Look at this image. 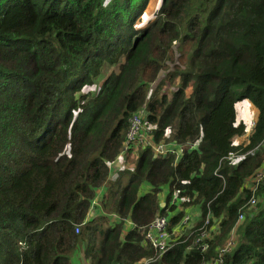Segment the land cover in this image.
Listing matches in <instances>:
<instances>
[{
  "label": "trees",
  "instance_id": "obj_1",
  "mask_svg": "<svg viewBox=\"0 0 264 264\" xmlns=\"http://www.w3.org/2000/svg\"><path fill=\"white\" fill-rule=\"evenodd\" d=\"M148 2L0 0V264H264V178L246 206L264 165V0H162L136 28ZM243 100L257 115L235 145ZM140 111L154 142L192 147L177 163L139 148L111 172ZM181 207L199 218L177 237Z\"/></svg>",
  "mask_w": 264,
  "mask_h": 264
},
{
  "label": "built area",
  "instance_id": "obj_2",
  "mask_svg": "<svg viewBox=\"0 0 264 264\" xmlns=\"http://www.w3.org/2000/svg\"><path fill=\"white\" fill-rule=\"evenodd\" d=\"M144 114L143 112H138L132 115V117L129 120V127L126 133V138L124 141V147H123V152L122 155L129 154V156L132 159L137 158V153L139 148H144V149H150L151 152L155 156H165V155H173L175 157L174 163H177L178 159L182 155V153L186 150V148H191L192 146H183V145H176L175 143H167V142H160L156 143L154 142L152 136H151V127L148 126L144 122ZM254 126V123L251 124V129ZM258 148L248 151L246 153H241L237 152L233 155H231L228 159H237V158H243L245 156H252L255 151ZM264 178V165L263 167L258 170L253 179L252 183H249V189L251 191V196L249 201L247 202L246 206L252 207L256 203V198H255V192L261 183V181ZM179 191H175L173 195V201L178 199ZM96 207H100V199L98 196L94 199L92 202L90 211L94 210ZM92 213V212H91ZM112 218H115L112 216ZM243 215L240 214L238 217V222L242 221ZM189 216H184L183 219L180 222V225L178 226H185L189 222ZM207 224V222H206ZM167 225H168V220L166 217L163 216H157L153 222L146 228V233H145V239L146 241L151 245V247L155 250L157 257H161L167 250L170 245V240L172 237V233L170 234L167 231ZM132 227V226H131ZM177 229V228H175ZM79 232V227L75 229V233ZM175 233V231H173ZM208 235V231L204 230L202 231V234H200V237L197 239V242L199 243L202 239H206ZM235 241L231 237L224 245V247L220 250V255L219 258H221L224 254L229 253L231 249L235 246ZM206 247L202 248V251H204ZM152 261L150 260H145L142 264H147L148 262ZM220 263V260L218 261ZM212 264H216V261Z\"/></svg>",
  "mask_w": 264,
  "mask_h": 264
},
{
  "label": "rangeland",
  "instance_id": "obj_3",
  "mask_svg": "<svg viewBox=\"0 0 264 264\" xmlns=\"http://www.w3.org/2000/svg\"><path fill=\"white\" fill-rule=\"evenodd\" d=\"M161 1L162 0H149V2H148V5H147V7H146V9H145V13L143 14V16L140 18V20L136 23V28H143L145 25H146V23L149 21V20H151V18L153 17V15L156 13V9L158 8V6H159V4L161 3ZM165 65H167V63H165ZM167 70V69H166ZM166 70H163L162 72H160L159 73V79L158 80H160L161 78H162V76L163 75H165V73H167L166 72ZM107 71H108V68L107 67H104V69H103V71H102V77L107 73ZM158 80H156V81H154L153 83H152V85L150 86V88L151 89H153V88H155L156 86H157V84L159 83V81ZM98 82L96 83V84H94V86H93V88H92V90L94 89H97V87L99 86V84H100V81H101V79H99V80H97ZM176 87V84L175 83H173V84H171L169 87H167V91H169V89H173V88H175ZM93 90V91H94ZM240 103H245L252 111H253V109H255L254 108V106L248 101V100H243V101H241V102H239L238 104H237V106H236V110H237V117L239 118V111H238V106H239V104ZM256 110V109H255ZM253 118L255 119V117H254V111H253ZM243 122H244V120H243ZM245 123V122H244ZM246 127H247V125H245ZM249 128V127H248ZM247 128V129H248ZM250 134H249V132L246 134H244V135H242V136H236V137H234L233 139H232V143L233 144H237L238 143V141H240L241 140V143H245V140L246 139H248L247 137L249 136ZM167 136H168V139H171V131H168L167 132ZM166 142H168V143H174V142H172L171 140H169V141H166ZM240 145V144H239ZM232 160H234L235 161V159H232ZM238 160H236V162H237ZM135 163V159H133V164ZM129 165L130 166H133L132 165V162H129ZM122 166H118V165H115V166H113V171H116L118 168H121ZM160 200H163V199H160ZM162 204H164V203H162ZM164 206H165V204H164ZM248 210H251V209H248ZM101 209H100V207H96L94 210H92L91 212H89V217H94V216H96L98 213H101ZM179 211H182L183 212V214H184V216H189V222H188V224L187 225H185L184 227H182V229H180V228H178L177 230H176V232H175V234L177 235V237L178 236H180V234H188L189 233V231L196 225V223H197V221H198V218H199V212H198V210H197V208L196 207H189V208H186V207H181L180 209H179ZM168 212H169V210H168ZM111 219L113 220L114 218H112L111 217ZM129 227V226H128ZM176 235H174V236H176ZM231 236H233L232 238L234 239V241L236 242V237H237V235H235V233L233 234L232 233V235H230V237Z\"/></svg>",
  "mask_w": 264,
  "mask_h": 264
},
{
  "label": "crops",
  "instance_id": "obj_4",
  "mask_svg": "<svg viewBox=\"0 0 264 264\" xmlns=\"http://www.w3.org/2000/svg\"><path fill=\"white\" fill-rule=\"evenodd\" d=\"M238 111H239V113H238L239 114L238 122H241V123L245 122L244 124L247 125L246 134L248 132L250 133L251 132V124L254 123V121L256 119L257 111L255 109H253L255 119L253 118V111L245 103H240L239 104ZM243 120H244V122H243ZM245 142H247V139L245 140ZM239 144H242L241 140L238 141V143L235 144V145H239ZM129 162H132V165H133V159L130 156H128L126 154L125 155H120L118 157V159L116 160V162L111 164L110 170H111V172H114L113 171V166H115V165L126 167V168H132V166L129 165ZM101 193H102L101 190H99L98 191V195H97L99 199H100ZM126 225H127V227L128 226L129 227L132 226L130 222H127ZM176 230L177 229H174V231H176Z\"/></svg>",
  "mask_w": 264,
  "mask_h": 264
},
{
  "label": "water",
  "instance_id": "obj_5",
  "mask_svg": "<svg viewBox=\"0 0 264 264\" xmlns=\"http://www.w3.org/2000/svg\"><path fill=\"white\" fill-rule=\"evenodd\" d=\"M164 206V204H161V207H163Z\"/></svg>",
  "mask_w": 264,
  "mask_h": 264
}]
</instances>
